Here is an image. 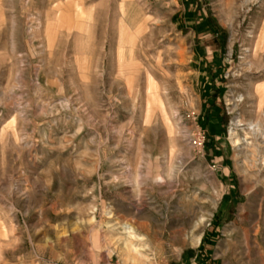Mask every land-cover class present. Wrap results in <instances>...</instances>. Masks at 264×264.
<instances>
[{"label": "rangeland", "instance_id": "obj_1", "mask_svg": "<svg viewBox=\"0 0 264 264\" xmlns=\"http://www.w3.org/2000/svg\"><path fill=\"white\" fill-rule=\"evenodd\" d=\"M107 261L264 264V0H0V264Z\"/></svg>", "mask_w": 264, "mask_h": 264}, {"label": "bare ground", "instance_id": "obj_2", "mask_svg": "<svg viewBox=\"0 0 264 264\" xmlns=\"http://www.w3.org/2000/svg\"><path fill=\"white\" fill-rule=\"evenodd\" d=\"M245 4V3H244ZM121 8V7H120ZM75 9H76V12L77 13H80V14H83L82 13V10H81V7L80 6H78V5H75ZM123 10V12H125L124 10V8H122ZM127 10H129L128 8H126ZM84 11V10H83ZM130 11V10H129ZM127 12V11H126ZM75 13V12H74ZM121 14V13H120ZM126 15H127V13H125ZM128 19L129 20H132V18H133V16L135 17L136 15L133 13V12H128ZM123 15H124V13H123ZM126 15H125V17H126ZM84 17V16H83ZM83 24V23H82ZM81 27H82V25H81ZM81 30H82V28H81ZM80 31V30H79ZM117 54H118V56L119 57H122L123 56V52H122V49L121 48H119L118 49V52H117ZM244 58V57H243ZM246 58V57H245ZM243 61V60H242ZM245 61V60H244ZM248 66H249V64H248ZM147 89H146V94H147V100H146V109H147V112H146V116H148V114H149V111H150V108H151V106L152 105H154L155 103H156V101H157V98H156V95H155V88H154V85L152 84V80H151V78H150V76H148L147 77ZM157 92V91H156ZM237 123H239V121L237 122ZM236 128V127H235ZM247 130L251 133V135L253 134L254 136L258 133V131H260V129L258 130L257 129V126L254 124H252V123H248L247 124ZM230 134H231V139H232V143L236 146V148H238L237 147V145H239V143H240V141L241 140H239V138L237 137V135H236V133L232 130L231 132H230ZM259 134H261V133H259ZM259 136V135H258ZM234 140V141H233ZM243 142V141H242ZM262 144V143H261ZM241 152V151H240ZM243 167V166H242ZM167 171H168V169H167ZM169 171H170V169H169ZM168 171V172H169ZM135 174V173H134ZM138 174V173H137ZM135 178H137V175H136V177ZM139 178V177H138ZM139 180V179H138ZM134 181V180H133ZM137 181V180H136ZM137 189V188H136ZM202 221V220H201ZM109 227H111V228H114L112 225H109ZM121 230H122V234L126 237V239L127 240H133V241H135V243H133V244H131L132 245V247H133V249L134 250H138L139 249V247H141V245L139 244V242H141L142 241V236H140V235H137L136 233H135V231H134V229L132 228V226L131 225H127V224H124V225H122L121 226ZM200 237H201V234H198V235H195V236H193L192 237V242L194 243V244H198L199 243V241H200ZM133 252V251H132Z\"/></svg>", "mask_w": 264, "mask_h": 264}, {"label": "built area", "instance_id": "obj_3", "mask_svg": "<svg viewBox=\"0 0 264 264\" xmlns=\"http://www.w3.org/2000/svg\"><path fill=\"white\" fill-rule=\"evenodd\" d=\"M105 264H120V263H118L117 261H107Z\"/></svg>", "mask_w": 264, "mask_h": 264}]
</instances>
